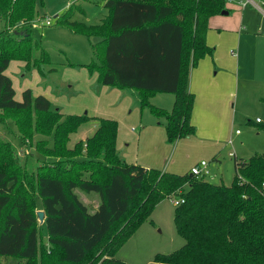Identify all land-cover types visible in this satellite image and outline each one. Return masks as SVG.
<instances>
[{"label": "trees", "instance_id": "16d2710c", "mask_svg": "<svg viewBox=\"0 0 264 264\" xmlns=\"http://www.w3.org/2000/svg\"><path fill=\"white\" fill-rule=\"evenodd\" d=\"M37 1L0 0L5 23L0 31V114L21 112L20 129L30 130L31 136L52 135L51 153L43 155L52 159L31 170L11 141L0 136V257L9 258L7 264H129L116 256L117 250L173 194L184 198L176 205L174 220L186 242L170 253H158L150 264H264V153L234 155V181L216 184L191 172L127 162L117 148L115 119L94 117L92 133L70 147V135L92 117L64 114L30 88L21 100L16 98L6 73L12 60L42 75L47 74L44 64H54L42 39L33 36ZM227 1L108 0L96 24L71 20L69 11L58 22L89 38L96 59L88 66L105 86L137 91L144 106L156 93L174 94L171 111L150 107L166 118L168 139L175 141L196 132L190 70L212 53L209 21L229 10ZM78 190L99 194L95 211ZM40 209L45 212L42 223Z\"/></svg>", "mask_w": 264, "mask_h": 264}, {"label": "rangeland", "instance_id": "374dc122", "mask_svg": "<svg viewBox=\"0 0 264 264\" xmlns=\"http://www.w3.org/2000/svg\"><path fill=\"white\" fill-rule=\"evenodd\" d=\"M107 1H37L39 16L34 21L33 36L42 39L54 64H44L47 74L42 75L37 69L24 68V62L12 60L6 73L13 80L16 98L21 100L23 91L30 88L34 95L47 96L52 107L64 114H88L92 117L70 135V147H74L78 140H85L92 133L94 117L115 119L119 128L117 148L127 162L185 174L190 172L191 164L204 159L210 162L214 171L207 176L210 182L232 184L235 176V154L238 158H247L255 153H264V40L257 29L248 27L247 30L229 34L224 32L229 41L221 47L218 43V46L213 44L219 42L218 40L209 38L207 42L212 47V53L209 54L211 70L204 78L213 79L216 76V79L222 81L223 90L218 91L219 86H216L213 91L212 87L206 85L204 92L196 94L195 106L197 111L200 109V115L197 118L198 123L194 122L195 134L169 141L166 118L153 113L150 103L171 111L174 106V94L156 93L150 98V103L144 106L137 91L105 86L100 81L98 72L91 71L88 66L96 59L89 38L61 27L58 22V16L69 11L71 20L96 24L106 12ZM70 4L73 5L70 7ZM251 11L255 15L256 12L249 10ZM45 19H51L52 23L44 24ZM260 25L264 27V18L261 19ZM4 28L5 23L0 19V31ZM212 31H215L217 37L223 35L218 29ZM232 35L237 42L231 41ZM240 36L242 44L238 46L241 48L237 46ZM224 46L226 51L222 49ZM232 50L237 53L236 56L231 54ZM37 53L34 52L35 55ZM219 53L221 61L217 58ZM232 63L236 66L235 71L232 69ZM54 66L56 70H51ZM209 98L213 99L214 104L211 109H206L204 105ZM204 113L212 114L214 123L219 122L218 125L209 124L208 118L203 116ZM0 116L1 138L11 141L29 169H36L41 161L52 159L43 156L51 153L48 148L54 145L52 135L34 133L31 136L30 130L20 129L17 117L20 119L21 112L1 111ZM257 118H260L261 122H258ZM250 119L252 121H249ZM232 152L234 155L230 154ZM78 192L89 210L95 211L100 202L99 194L80 190ZM174 198L178 196L172 194L169 198L161 200L153 211L144 217L134 234L119 247L117 257L129 264H150L158 253H170L185 244L186 241L178 233L174 220L177 207ZM36 203L38 207L42 205L40 196L36 198ZM41 231L45 240L46 226H41ZM8 260L9 258L0 257L2 264H7Z\"/></svg>", "mask_w": 264, "mask_h": 264}, {"label": "crops", "instance_id": "0c3cea01", "mask_svg": "<svg viewBox=\"0 0 264 264\" xmlns=\"http://www.w3.org/2000/svg\"><path fill=\"white\" fill-rule=\"evenodd\" d=\"M256 1L260 2V0H256ZM251 6H253L255 9L251 8ZM227 7L229 9L227 13L217 14V15L210 18L209 29L207 32V41L211 37L213 41H215V40L219 41L216 43L213 42V44H215L216 46H218V44H220V47H221L222 45L227 43V41H229V39L226 37L227 34L224 32H227L229 34V32H236L239 30H241V31L247 30L248 27L256 28L258 34H260V36L264 40V35L262 34L264 27H262L260 25L261 19H263L264 16H263V14L261 15V12L252 3L244 5L243 0H234L233 2L228 1ZM249 10L255 11L256 12L255 15L252 14V11L249 12ZM215 29H218L219 31H221V34H223V35H221L220 37H217L214 33L215 31H212ZM222 30H224V31H222ZM210 33H211V35H210ZM224 34H226V35H224ZM231 41L237 42L234 35L231 36ZM238 44H242L241 36L238 39L237 46H238ZM238 47L241 48V46H238ZM222 49L224 51H226V46L222 47ZM221 53L226 54V52H221ZM221 53H219L217 56L218 60H220V61H221V56H220ZM231 54L233 56L237 55V53L234 50H232ZM262 55H263V59H264V50H262ZM210 65H211L210 56H209V54H207L206 56L201 58L197 64H195L191 67L190 78H189V88L191 91H193L195 93V96H196V94L198 95V94L204 92L206 90V85L209 88L212 87L213 91L215 90L216 86H219V87H217L218 91L222 92V90H223V88H222L223 83L221 80L216 79V76H214L213 79H205L204 78V76H206V74L210 73V70H211ZM232 69H234V71L236 69V66L233 63H232ZM217 71H219V70H217ZM232 93L233 92H231V94ZM172 99H173L172 101H175L174 95H172ZM213 104H214L213 99L209 98L206 102V105H204V108L211 109ZM195 105H196V103L194 104L192 119H193V122H195L197 124L198 123L197 118L200 115V112H199L200 109L198 108L199 111H197ZM202 106H203V104L201 105V107ZM203 116L205 118H208V120L210 122L209 124L218 125L219 122L214 123V117L212 114H210V113L205 114L204 113ZM206 135L209 136L208 133ZM173 162H174V160H173ZM198 162L199 161H196L195 163L191 164V166L189 168L190 172H191L192 166ZM144 166H146V165H144ZM166 167H168V165H166ZM209 168H210L211 172L213 173L214 171L210 167V162H209Z\"/></svg>", "mask_w": 264, "mask_h": 264}, {"label": "built area", "instance_id": "2783aa9c", "mask_svg": "<svg viewBox=\"0 0 264 264\" xmlns=\"http://www.w3.org/2000/svg\"><path fill=\"white\" fill-rule=\"evenodd\" d=\"M228 1H231V0H228ZM249 3H252L264 16V0H260V2H257L256 0H243L244 5H247ZM44 23L50 24L51 19H45ZM262 34L264 35V29L262 31ZM260 120H261L260 118H257V121H260ZM230 154L234 155L233 152ZM191 173L196 175L197 177L209 176L211 174V170L209 168V162L207 160L199 161L198 163L192 166ZM262 186L264 188V182L262 183ZM173 201L176 205H178L184 201V198H174Z\"/></svg>", "mask_w": 264, "mask_h": 264}, {"label": "water", "instance_id": "95a60500", "mask_svg": "<svg viewBox=\"0 0 264 264\" xmlns=\"http://www.w3.org/2000/svg\"><path fill=\"white\" fill-rule=\"evenodd\" d=\"M227 10H224L223 13H227ZM38 217H39V221L42 223L45 220V212L44 210L40 209L37 211Z\"/></svg>", "mask_w": 264, "mask_h": 264}]
</instances>
